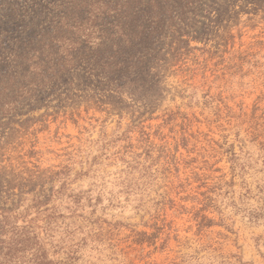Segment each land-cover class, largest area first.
Segmentation results:
<instances>
[{
  "label": "rangeland",
  "instance_id": "374dc122",
  "mask_svg": "<svg viewBox=\"0 0 264 264\" xmlns=\"http://www.w3.org/2000/svg\"><path fill=\"white\" fill-rule=\"evenodd\" d=\"M99 9L0 0V208L52 191L12 260L264 264V0H167L126 80Z\"/></svg>",
  "mask_w": 264,
  "mask_h": 264
},
{
  "label": "trees",
  "instance_id": "16d2710c",
  "mask_svg": "<svg viewBox=\"0 0 264 264\" xmlns=\"http://www.w3.org/2000/svg\"><path fill=\"white\" fill-rule=\"evenodd\" d=\"M167 0H97L100 13L99 43L93 51V67L97 73L106 76H118L128 79L133 70L138 68V61H134V56L145 52L151 43V38L160 31L161 8L165 6ZM188 0H179L186 2ZM85 4H83L84 6ZM67 66V65H65ZM61 67L65 70L67 67ZM264 147V143L261 144ZM51 195L35 197L33 204L25 210L19 212V207L14 209L0 208V264H15L12 260L15 252L30 255L33 247L25 245L31 238L29 233L18 232L15 229L16 221L34 225L36 230L38 221L46 220L44 217L48 211L46 205L50 201ZM51 222L41 225L39 233L52 234ZM35 237L32 238V240ZM15 239H19L15 243ZM20 242V243H19ZM20 248H16L17 244ZM35 261H40L38 252L34 254Z\"/></svg>",
  "mask_w": 264,
  "mask_h": 264
}]
</instances>
